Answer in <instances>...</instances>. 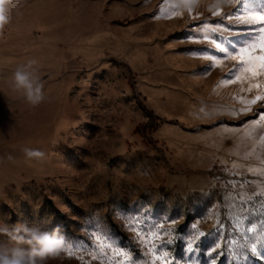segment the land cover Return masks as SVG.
I'll return each instance as SVG.
<instances>
[{
    "label": "rangeland",
    "instance_id": "374dc122",
    "mask_svg": "<svg viewBox=\"0 0 264 264\" xmlns=\"http://www.w3.org/2000/svg\"><path fill=\"white\" fill-rule=\"evenodd\" d=\"M17 2L0 28V229H59L66 250L47 264H126L128 250L137 264H264V121L239 113L235 99L264 93L242 92L264 76L226 85L235 62L205 75L211 62L201 55L215 35H233L224 23L238 28L264 0ZM190 33L203 39L191 43ZM17 70L42 79L44 102H26ZM235 173L251 179L229 186ZM153 224L140 233L144 243L129 227ZM86 240L94 247L82 249ZM184 240L199 246L189 253ZM30 250L0 232V259Z\"/></svg>",
    "mask_w": 264,
    "mask_h": 264
},
{
    "label": "snow or ice",
    "instance_id": "6c2138e0",
    "mask_svg": "<svg viewBox=\"0 0 264 264\" xmlns=\"http://www.w3.org/2000/svg\"><path fill=\"white\" fill-rule=\"evenodd\" d=\"M220 2H228L234 3L237 0H220ZM240 3L243 0H239ZM159 8V6H158ZM191 11V10H189ZM178 15L177 13H173V16ZM213 16H219L220 12L217 10L216 12L212 13ZM236 15L235 10L232 13H225L222 19L226 20L229 16ZM153 18H159L158 16H154ZM243 20V17H240ZM200 24L193 25V27L198 28ZM204 26H207L205 24ZM213 33H216V28H212ZM222 31L232 33L233 35L224 36V35H215L214 38L210 40L212 50L208 52L206 55L201 53L204 59L209 60V63L204 71L203 74H208L212 68H223L224 63L227 60H231L235 62L233 66L228 69V72L221 78V83L226 85L233 84V83H243L244 82V74L251 73L253 78L264 76V11L259 13H251L248 19L243 21V24L240 25L238 28H234L227 23L222 25ZM184 39L189 40L191 43H199L201 39L200 37H196L189 34L188 37ZM257 40L259 43L257 44ZM190 54L193 53L192 50H189ZM244 65H250V67H245ZM264 89V83H256L250 84L246 89H242V92L251 93L253 89ZM235 99L238 100L239 103L244 105L238 111L239 113L246 114V113H253L252 114V122L259 123L260 121H264V93L255 95L254 98L246 99L244 96L236 97ZM259 103V107L253 112L251 105H256ZM235 111V110H234ZM249 121L245 120L242 124H228L225 121H220L217 123L216 127H220L221 125L232 128V127H244V125L248 124ZM264 139V138H262ZM224 171L227 173V169L225 168ZM245 179H251V174L249 177H244L240 173H235L232 176V180L229 181V186H232L236 181H239L240 184L245 182ZM223 200V197H221ZM146 223V221H145ZM131 230L136 231V239L140 240L141 243H144V239H141L140 233H151V229L156 228V225L153 224L150 229H144L141 227L139 231L135 229L133 225L129 226ZM193 228H196V225H192ZM104 232V236L106 241L109 244H112L114 247H122L120 244L114 243L116 241V237L114 234L108 233L106 230H102ZM163 228H161V232ZM153 239L159 235V233H152ZM200 235H204L200 233ZM147 235H145V239ZM186 251L192 253L195 251V247H198L197 244L195 247L191 241L184 240ZM170 240H166L165 242L161 243L157 248V254L160 252L161 248H167V245L170 244ZM80 247L84 250L88 248H93L94 246L91 244L90 240L83 241ZM221 245L219 243L213 242V248L210 252L206 253L212 256V259H215L216 255H219L220 252L216 251L220 249ZM170 251V250H169ZM253 258H256L257 248H252ZM134 250L128 251H121V255L127 256L128 260L126 264H137L136 257L133 255ZM72 253H69L71 255ZM169 255L168 251L164 252V256L167 257ZM259 258H264V251L259 252ZM92 260L96 259V256L93 255L91 257ZM165 264H168V260L165 259ZM172 264H177V261H173Z\"/></svg>",
    "mask_w": 264,
    "mask_h": 264
},
{
    "label": "clouds",
    "instance_id": "9594fccd",
    "mask_svg": "<svg viewBox=\"0 0 264 264\" xmlns=\"http://www.w3.org/2000/svg\"><path fill=\"white\" fill-rule=\"evenodd\" d=\"M21 5L17 0H4L0 4L2 9V19H0V28L11 22V13L18 10ZM30 65L37 62L35 60L28 61ZM14 81L17 88L25 90L26 102L31 106H38L45 101V86L40 77L35 79L27 73L17 70L14 73ZM25 153L29 157L40 156L38 150L25 149ZM0 232L12 233L16 237L25 241L30 246V252L25 256L21 253L18 257L0 259V264H47V261L58 258L65 249V239L59 234V229L52 232H42L37 228L29 227L26 223H17L15 225H5Z\"/></svg>",
    "mask_w": 264,
    "mask_h": 264
},
{
    "label": "trees",
    "instance_id": "16d2710c",
    "mask_svg": "<svg viewBox=\"0 0 264 264\" xmlns=\"http://www.w3.org/2000/svg\"><path fill=\"white\" fill-rule=\"evenodd\" d=\"M150 114L153 116V113H152V111L150 112ZM153 118V117H152Z\"/></svg>",
    "mask_w": 264,
    "mask_h": 264
}]
</instances>
